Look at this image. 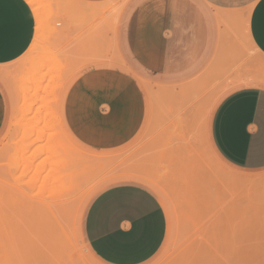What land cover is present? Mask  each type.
Returning <instances> with one entry per match:
<instances>
[{
  "label": "rangeland",
  "instance_id": "374dc122",
  "mask_svg": "<svg viewBox=\"0 0 264 264\" xmlns=\"http://www.w3.org/2000/svg\"><path fill=\"white\" fill-rule=\"evenodd\" d=\"M26 1L31 2L36 21L32 47L15 62L0 66V86L8 106L5 127L0 133V264H86L82 258L91 254L83 233L86 211L100 191L125 180L149 188L167 214V237L159 253L147 264H264V171L249 174L231 169L215 155L208 140L210 118L216 104L233 88L248 83L162 85L135 70L122 68L113 33L124 0L90 4L85 8L91 10L83 12H78L76 3L71 7L70 0L67 3L66 0ZM246 51L247 55L254 53ZM255 61L257 82L264 84V60L255 53ZM111 67L122 68L135 77L148 97L150 108L147 125L133 146L134 159L117 162L109 173L107 154L97 153L76 139L75 143L66 139V133L61 130L64 127L68 131L65 124L59 130L63 133L60 132L61 137L59 128L53 131L56 125L53 119L63 115L65 94L81 73L91 68ZM22 98L27 99L26 103ZM16 109L30 112H25L26 118L23 112L22 119L26 120L20 119L21 124L18 122L21 116L14 115ZM21 131L35 136L32 144L30 140L25 144V140L19 139ZM62 144L68 146L60 150L58 147ZM77 150L81 155L77 156L76 153L80 154ZM48 157L52 160L55 157L57 166L59 161L62 167L66 166L64 169L73 178L78 193L85 190L79 195L84 197L87 190L91 192L87 191L84 205L77 201L65 217L73 243L67 239L57 248L52 243L55 240L49 236L52 240L49 241L46 236L49 229L44 224V207L35 189L40 176L51 168L47 166L45 173L41 163ZM39 163L44 174L38 172L32 183ZM146 177L153 179L148 181ZM23 256L25 261L22 262ZM95 262L102 264L96 259Z\"/></svg>",
  "mask_w": 264,
  "mask_h": 264
},
{
  "label": "crops",
  "instance_id": "0c3cea01",
  "mask_svg": "<svg viewBox=\"0 0 264 264\" xmlns=\"http://www.w3.org/2000/svg\"><path fill=\"white\" fill-rule=\"evenodd\" d=\"M116 1L72 3L82 12L84 4ZM124 1L113 33L123 64L118 65L162 85L248 83L233 88L216 104L208 140L231 169L264 171V84L257 82L255 70V53L264 60V0ZM32 11L26 0H0V66L15 62L32 47L36 34ZM246 50L254 53L247 55ZM122 68L81 73L63 103L68 131L83 146L107 154L109 173L117 162L134 159L133 146L149 119L145 91ZM7 114L0 86V133ZM83 233L94 262L147 264L165 242L168 218L149 188L133 180L118 181L93 198Z\"/></svg>",
  "mask_w": 264,
  "mask_h": 264
},
{
  "label": "bare ground",
  "instance_id": "6f19581e",
  "mask_svg": "<svg viewBox=\"0 0 264 264\" xmlns=\"http://www.w3.org/2000/svg\"><path fill=\"white\" fill-rule=\"evenodd\" d=\"M67 1L68 0H66V3H67ZM125 2V1H124ZM29 5L31 4V2H29L28 3ZM72 5L71 7H73L74 5H73V3H72V0H70V3H69V5ZM89 5L90 4H84L83 5V10H82V12L83 11H88L90 8H88V10H87V8H85V6H88L89 7ZM91 6V5H90ZM69 10H71V9H69ZM91 10V9H90ZM85 13V12H84ZM83 13V14H84ZM87 13V12H86ZM85 13V14H86ZM89 46H92V45H90L89 44ZM88 46V44H87V47H89ZM85 48H86V46H85ZM92 48H93V46H92ZM91 48V49H92ZM86 49H88V48H86ZM94 49V48H93ZM84 51V50H83ZM82 51V52H83ZM88 51V50H87ZM88 52H90V49H89V51ZM85 53H86V51H85ZM91 53V52H90ZM93 53V52H92ZM103 53V52H102ZM93 55V54H92ZM95 55V54H94ZM91 56V55H90ZM84 57V56H83ZM105 60V59H104ZM103 60V61H104ZM108 61V60H107ZM112 62V61H111ZM105 63V62H104ZM103 63V64H104ZM106 63H108V62H106ZM102 64V65H103ZM101 66V65H100ZM49 71V70H48ZM51 72V71H50ZM54 72V71H53ZM1 73V72H0ZM51 75V74H50ZM4 77V76H3ZM5 80V79H4ZM200 81V80H199ZM6 82V81H5ZM9 84V83H8ZM59 84H60V82H59ZM71 83L69 82V85H70ZM9 89H10V87H9ZM13 90H14V88H12ZM11 89V90H12ZM40 89V88H39ZM149 89V88H148ZM10 91V93H11V95L13 96V93L12 92H14V91ZM175 90V89H174ZM171 91V90H170ZM175 91H177V90H175ZM182 90L180 89V92H181ZM173 92V91H172ZM179 92V93H180ZM187 92V91H186ZM67 93V92H66ZM165 93V92H164ZM173 94V93H172ZM169 95V94H168ZM162 97H163V95H161ZM169 96H171V95H169ZM14 97H15V95H14ZM20 98V97H19ZM25 98V97H24ZM17 100V99H16ZM19 101H21L20 99H18ZM22 100H23V98H22ZM15 101V100H14ZM14 101H12V102H14ZM19 101H17L16 103L18 104V102ZM25 101H27V99L25 100H23V103L25 102ZM62 101V100H61ZM63 101H64V99H63ZM26 103V102H25ZM151 103V102H150ZM20 104V103H19ZM16 105V104H15ZM26 105V104H25ZM18 106H20V105H18ZM17 106V107H18ZM23 106H24V104L21 106L22 108H23ZM35 106V105H34ZM36 107V106H35ZM62 107V106H61ZM15 108V107H14ZM25 108V107H24ZM29 108V107H28ZM26 109V108H25ZM25 109H23V110H25ZM30 109V108H29ZM38 109H40L39 107H38ZM41 109H42V107H41ZM17 110V109H16ZM21 109H19V110H17V113L16 114H14V115H16L17 116V114H18V116L20 117L18 120H20V119H22V114H23V112L25 113L26 111L28 112V110H25V111H23L22 112V110L20 111ZM61 110V109H60ZM21 113V115H19V112ZM44 111V113L46 112V110H43ZM62 111V110H61ZM16 112V111H15ZM26 112V113H27ZM26 113L25 114H23V115H25V117L24 118H26V117H28V115L26 116ZM28 113H30V112H28ZM30 117V116H29ZM15 118H17V117H15ZM64 115H62V114H60L59 116H57L56 118L54 117V119L53 120H55L56 121V125L58 126V127H56V125L53 127L54 129H58V132H59V134H60V136L63 134L62 133V131H64L66 134H65V136H67L66 137V139L68 138V140H70V141H72V143H75V139L73 138V136L69 133V131H67V130H65V128L63 129H61L62 131H59L60 130V128L63 126V124H64ZM52 119V118H51ZM14 120V119H13ZM12 120V121H13ZM16 120V122H17V119H15ZM23 121H25L24 119H22ZM29 120V119H28ZM21 121V120H20ZM20 121H18L20 124L22 123V121L20 122ZM26 122H28V121H26ZM50 122V120L48 121V126L50 127V125H52V123L50 124L49 123ZM53 122V121H52ZM55 123V122H54ZM13 124H16V123H13ZM12 123H11V125H13ZM20 124L18 125V126H20ZM23 124H25V123H23ZM46 124V123H45ZM22 126V125H21ZM25 126V125H24ZM12 127V126H11ZM15 127H17V126H15ZM45 127V126H44ZM48 127V128H49ZM14 128V127H13ZM21 128V127H20ZM9 129H11V128H9ZM15 129V128H14ZM13 129V130H14ZM21 129H23V128H21ZM53 129V131H57V129L56 130H54ZM12 130V129H11ZM15 131H16V129H15ZM24 131V130H23ZM23 131H21V133L22 134H20L19 136H20V138L19 139H21V140H25V142H26V140H30L29 142L31 143V139H35V136H32V134H30V133H28L29 135L27 136L26 134H25V132H23ZM41 131V130H40ZM49 131H50V129H49ZM8 132H11L10 130L9 131H7V133ZM14 132V131H13ZM43 132V131H42ZM48 132V131H47ZM55 132H54V134H55ZM62 134H61V133ZM18 133H20V130L18 131ZM24 133V134H23ZM45 133V132H44ZM9 134V133H8ZM11 134V133H10ZM15 134H17V132L16 133H14V135ZM46 134V133H45ZM53 134V133H52ZM51 134V136L52 137H54L53 135ZM22 135V136H21ZM42 135V134H41ZM13 136V135H12ZM45 136V135H44ZM50 136V135H49ZM46 137V136H45ZM44 137V138H45ZM62 137V136H61ZM5 139V138H4ZM63 139H65V137H63ZM45 140V139H44ZM48 140V139H47ZM34 141V140H33ZM67 142V141H66ZM17 144H19V143H17ZM25 144H27V142L25 143ZM29 144V143H28ZM32 144V143H31ZM45 144V143H44ZM52 144V143H51ZM65 144V143H64ZM81 144V143H80ZM24 145V144H23ZM68 145L70 146L71 145V143L69 144L68 143ZM67 145V146H68ZM76 145V144H75ZM82 145V144H81ZM51 146V145H50ZM66 145H64V147H63V144L60 146V147H58V148H60V150H63V148L65 149L66 147H67ZM52 147H53V144H52ZM71 147V149H72V146H70ZM86 147V146H85ZM44 148H47V147H44ZM56 148H57V146H56ZM70 149V148H69ZM70 149V150H71ZM74 149V148H73ZM56 150V149H55ZM54 150V151H55ZM76 150V149H75ZM75 150H73L74 152H75ZM85 150V149H84ZM79 150H77V152H78ZM86 151V150H85ZM50 152H51V150H50ZM59 152V151H58ZM58 152H56V153H58ZM60 153V152H59ZM73 153V152H72ZM79 153H80V151H79ZM82 153V152H81ZM81 153L80 154H78V153H76L77 154V156L78 155H81ZM90 153H93V152H90ZM61 154V153H60ZM83 154H85V153H83ZM94 154V153H93ZM95 154H97V153H95ZM210 154H211V152H210ZM36 155V154H35ZM90 155H92V154H89V156ZM55 156V155H54ZM60 156V155H59ZM62 156V155H61ZM67 156V155H66ZM93 156V155H92ZM95 156V158H96V155H94ZM93 156V157H94ZM82 156H80V158H81ZM85 157H87V156H85ZM98 157V156H97ZM34 158H38V157H34ZM53 158V157H52ZM55 158V157H54ZM54 158H53V160L51 159V158H46V159H44V160H42L43 162H41V163H43V165H44V168H45V173H46V168H47V166H50L51 168H49V170H48V172L46 173V174H44V171L42 172V167H41V163H39L40 164V166H39V168H38V166H37V168H36V172L38 173V172H41V173H43L44 174V176L42 175V176H40V177H42V178H39L40 179V182H39V179H38V177H37V179H38V184H37V187H36V184H35V189H36V191H37V196L36 197H40V202H41V204H42V206L44 207V208H42L43 209V212H44V214H45V220H46V222L44 223V224H47V225H45V226H47L48 227V232H49V234H48V232L46 233V236L47 237H51V239H53V241L54 242H52V243H54L53 245H56V248L58 247V245H59V243H63L65 240H70L71 242H70V244L71 243H73V236H69V233H68V230H67V226H66V223H65V217H66V215H67V212L69 211V209L71 208V206L75 203L76 204V202L78 201V203L79 204H81V205H84L85 204V202L87 201V199H88V195H86V193L88 194V192H90V191H88L87 189V191H86V193H85V195H84V197H82L81 195H79V194H82L81 192H84L85 190H83V191H81L80 193H78V189L76 190V188H75V184L72 182L73 181V178L71 177V175L69 174V173H67V171L64 169V167H66L65 165H64V167H62V164L63 163H61L60 161L58 162L59 163V166H57L58 164H54L55 162L54 161H56V160H54ZM95 158H93L94 160H95ZM89 159H92V158H89ZM29 160V159H28ZM83 160V159H82ZM86 160V159H85ZM31 161H32V158H31ZM21 162H22V160H21ZM26 162V161H25ZM37 163V162H36ZM56 163H57V161H56ZM24 164V163H23ZM80 164V163H79ZM28 165H30V164H28ZM28 165H25V167L26 168H28L27 166ZM29 167H32V166H29ZM43 168V169H44ZM32 169V168H31ZM37 169H40L39 171L37 170ZM76 169V168H75ZM28 170V169H27ZM71 170V169H70ZM29 171V170H28ZM136 173V172H135ZM138 174H140V173H138ZM35 175L37 176V175H39V173L38 174H34V175H32V177H33V179H31L32 180V183H34L35 182ZM126 175V174H125ZM129 175H130V173H129ZM142 175V174H141ZM141 175H139V177L141 176ZM23 176V175H22ZM136 176H138V175H136ZM35 177V178H34ZM126 177V176H125ZM128 177V176H127ZM142 177V176H141ZM149 177V176H148ZM148 177H146V178H148ZM78 178V177H77ZM108 178H110V177H108ZM143 179H144V177H142ZM145 178V179H146ZM114 179V178H113ZM150 179H151V181H152V179L153 178H148L147 180L148 181H150ZM34 181V182H33ZM37 181V180H36ZM146 181V180H145ZM76 182V181H75ZM147 182V181H146ZM106 183V182H105ZM149 183H156V182H149ZM153 184V185H154ZM81 185V184H80ZM93 185V184H92ZM157 184H155V186H156ZM100 186V185H99ZM96 188V187H95ZM90 190V189H89ZM92 190V189H91ZM30 192V191H29ZM32 193V192H31ZM35 194H36V192H34V194H32V196L34 195L35 196ZM90 194H91V192H90ZM31 196V195H30ZM31 196V197H32ZM30 197V198H31ZM32 198H34V197H32ZM22 203H24V201L22 202ZM77 203V204H78ZM26 204V201H25V203H24V205ZM76 206V205H75ZM80 207V205H78V207L77 208H79ZM76 215V214H75ZM41 216H43V215H41ZM77 217H79V216H77ZM43 218V221H45L44 220V217H42ZM75 219V221H77L76 220V217L74 218ZM43 221H42V223H43ZM76 223V222H75ZM77 223H78V221H77ZM79 225V224H78ZM78 225H76V226H78ZM74 228V227H73ZM42 229H44L45 230V228H42ZM72 229V228H71ZM76 229V228H75ZM79 229V228H78ZM43 230V231H44ZM47 230V229H46ZM70 234H72L71 233V231H70ZM75 235V234H74ZM76 235H77V233H76ZM44 236V235H43ZM46 236H44V238L46 237ZM50 237L48 238V240L49 241H52L51 239H50ZM74 238L75 239H77L75 236H74ZM78 239H79V237H78ZM19 240H21V239H19ZM45 240H47V238L45 239ZM57 241H59L57 244H55V242H57ZM20 244H21V241H20ZM19 243L17 244L18 246H21ZM81 244V243H80ZM64 245V244H63ZM74 245V244H73ZM60 246V245H59ZM66 246V245H65ZM75 246V245H74ZM82 246V245H81ZM81 246L79 247V250H80V248H81ZM171 245H169V247H170ZM169 247H167L168 248V250H169ZM19 248V247H18ZM54 248H55V246H54ZM166 251L167 250H165V253H166ZM24 252V251H23ZM23 252L21 253V255L23 254ZM54 252H56V250H54ZM164 254V253H163ZM20 255V256H21ZM84 255H85V253H84ZM81 256H83V255H81ZM85 256H87V255H85ZM85 256H83L84 258H82L83 259V261H85L84 263H86V264H97L96 262H94L89 256L88 257H85ZM163 256H161V258H162ZM23 259V260H22ZM20 260V259H19ZM21 260H22V262L23 261H25V259H24V256H23V258H21ZM94 262V263H93ZM25 262H23V264H24ZM183 264V263H182Z\"/></svg>",
  "mask_w": 264,
  "mask_h": 264
}]
</instances>
